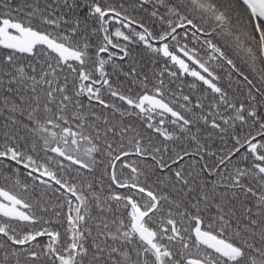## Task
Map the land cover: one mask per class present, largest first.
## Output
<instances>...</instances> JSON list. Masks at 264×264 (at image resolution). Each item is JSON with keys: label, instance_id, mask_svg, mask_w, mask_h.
<instances>
[{"label": "snow or ice", "instance_id": "obj_1", "mask_svg": "<svg viewBox=\"0 0 264 264\" xmlns=\"http://www.w3.org/2000/svg\"><path fill=\"white\" fill-rule=\"evenodd\" d=\"M0 264H264V0H0Z\"/></svg>", "mask_w": 264, "mask_h": 264}]
</instances>
